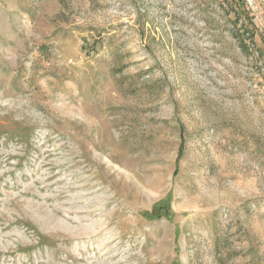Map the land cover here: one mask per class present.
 Here are the masks:
<instances>
[{
    "label": "rangeland",
    "instance_id": "obj_1",
    "mask_svg": "<svg viewBox=\"0 0 264 264\" xmlns=\"http://www.w3.org/2000/svg\"><path fill=\"white\" fill-rule=\"evenodd\" d=\"M256 1L0 0V264H264Z\"/></svg>",
    "mask_w": 264,
    "mask_h": 264
},
{
    "label": "built area",
    "instance_id": "obj_2",
    "mask_svg": "<svg viewBox=\"0 0 264 264\" xmlns=\"http://www.w3.org/2000/svg\"><path fill=\"white\" fill-rule=\"evenodd\" d=\"M244 2L249 6L252 11L257 12L259 10L256 0H244Z\"/></svg>",
    "mask_w": 264,
    "mask_h": 264
},
{
    "label": "trees",
    "instance_id": "obj_3",
    "mask_svg": "<svg viewBox=\"0 0 264 264\" xmlns=\"http://www.w3.org/2000/svg\"><path fill=\"white\" fill-rule=\"evenodd\" d=\"M243 2V1H242ZM247 20H248V17H246L245 18V22L243 23L244 24V26H245V29L247 30V32L252 36V38H253V32L251 31V29H250V27H249V25L250 24H248V23H246L247 22ZM242 41H243V39H241ZM241 44H243V43H241ZM244 48V47H243ZM247 48V47H246ZM245 49V48H244Z\"/></svg>",
    "mask_w": 264,
    "mask_h": 264
}]
</instances>
